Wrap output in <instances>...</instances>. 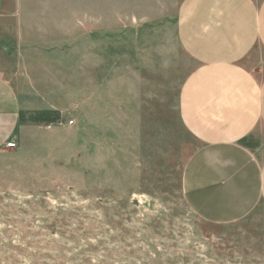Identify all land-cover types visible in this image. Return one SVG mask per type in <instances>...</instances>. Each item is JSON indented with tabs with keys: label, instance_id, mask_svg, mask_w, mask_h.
Instances as JSON below:
<instances>
[{
	"label": "rangeland",
	"instance_id": "rangeland-1",
	"mask_svg": "<svg viewBox=\"0 0 264 264\" xmlns=\"http://www.w3.org/2000/svg\"><path fill=\"white\" fill-rule=\"evenodd\" d=\"M181 1L0 0L46 22L7 55L23 110L0 144V264H264V205L216 224L184 198Z\"/></svg>",
	"mask_w": 264,
	"mask_h": 264
},
{
	"label": "crops",
	"instance_id": "crops-1",
	"mask_svg": "<svg viewBox=\"0 0 264 264\" xmlns=\"http://www.w3.org/2000/svg\"><path fill=\"white\" fill-rule=\"evenodd\" d=\"M37 17L0 11V144L23 110L7 55L23 33L46 29ZM176 38L194 62L180 86V118L199 143L184 168V198L205 221L242 220L264 205V61L254 57L264 52V0H182Z\"/></svg>",
	"mask_w": 264,
	"mask_h": 264
},
{
	"label": "built area",
	"instance_id": "built-area-1",
	"mask_svg": "<svg viewBox=\"0 0 264 264\" xmlns=\"http://www.w3.org/2000/svg\"><path fill=\"white\" fill-rule=\"evenodd\" d=\"M71 123H73V122H71ZM6 146L8 148H12V147L16 146V143H15V141L11 140V141L6 142Z\"/></svg>",
	"mask_w": 264,
	"mask_h": 264
}]
</instances>
